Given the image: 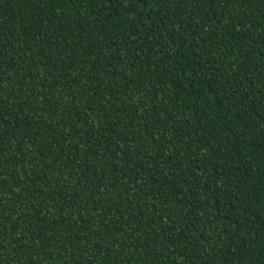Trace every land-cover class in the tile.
Segmentation results:
<instances>
[{
  "label": "trees",
  "instance_id": "1",
  "mask_svg": "<svg viewBox=\"0 0 264 264\" xmlns=\"http://www.w3.org/2000/svg\"><path fill=\"white\" fill-rule=\"evenodd\" d=\"M0 264H264V0H0Z\"/></svg>",
  "mask_w": 264,
  "mask_h": 264
}]
</instances>
